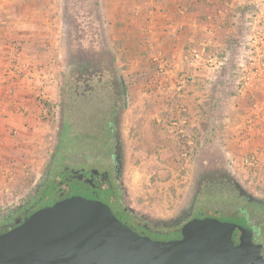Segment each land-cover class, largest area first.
Instances as JSON below:
<instances>
[{"label": "rangeland", "instance_id": "374dc122", "mask_svg": "<svg viewBox=\"0 0 264 264\" xmlns=\"http://www.w3.org/2000/svg\"><path fill=\"white\" fill-rule=\"evenodd\" d=\"M62 3L0 0V110L18 122L0 145V237L65 201H104L92 178L76 174L85 189L74 192L70 180L44 183L63 111L92 104L115 111L120 200L134 219L124 227L198 242L211 264L253 263L239 252L248 229L231 237L200 195L225 187L264 208V0H101L114 69L103 58L89 66L91 41L66 40Z\"/></svg>", "mask_w": 264, "mask_h": 264}, {"label": "flooded vegetation", "instance_id": "af4514ba", "mask_svg": "<svg viewBox=\"0 0 264 264\" xmlns=\"http://www.w3.org/2000/svg\"><path fill=\"white\" fill-rule=\"evenodd\" d=\"M85 105L73 104L63 111L60 137L57 140L55 155L50 162V170L44 183H48L52 179H59L60 183L62 180L64 182L70 180L72 185L68 186V182L66 185L69 187L68 190L74 192L76 189L79 191L78 188L85 189V186L76 179V174L81 175V177L92 178L93 181H98V183L102 182L105 186L104 189L99 187L96 192L100 194L104 201H98L96 198L95 200L97 203L107 207L109 212L124 227L122 219L126 218L125 220L131 223L134 219L125 212L120 200L122 191L119 186V169L121 165L119 162V151L115 143V111L107 108L104 110L105 108H103L99 110L100 112H97V108L94 105ZM99 115L100 117H98ZM216 188H212L210 189L211 191H206L200 195L202 196L203 209H209L217 214L208 216L214 222H222L226 225L228 230H230L231 237H234L237 233L236 236L241 240L248 229L246 236L247 246L241 244L243 247L239 250V252L241 251V257H245L247 260L249 258L254 259L251 264H263L264 208L243 198L235 191L233 192V190L225 187ZM83 191L85 192V190ZM195 209L196 207L190 211V214L194 213ZM127 229L129 230V228ZM153 230V227L142 226V229L139 230L141 231L139 236L151 240L154 238ZM237 230L238 232H236ZM133 234H136V232ZM260 242L263 243L258 248L256 245ZM83 261L89 264L87 260L77 261L65 256L57 257L43 264H76Z\"/></svg>", "mask_w": 264, "mask_h": 264}, {"label": "water", "instance_id": "95a60500", "mask_svg": "<svg viewBox=\"0 0 264 264\" xmlns=\"http://www.w3.org/2000/svg\"><path fill=\"white\" fill-rule=\"evenodd\" d=\"M61 256L89 264H211L200 243L144 239L93 200L65 201L0 237V264H43Z\"/></svg>", "mask_w": 264, "mask_h": 264}, {"label": "trees", "instance_id": "16d2710c", "mask_svg": "<svg viewBox=\"0 0 264 264\" xmlns=\"http://www.w3.org/2000/svg\"><path fill=\"white\" fill-rule=\"evenodd\" d=\"M100 1L101 0H63L62 14L64 18L61 20L60 23H62L63 25V32L68 42L76 43V40L77 42H79V39L81 40V42L85 40V43L91 41V43L94 46L92 47L93 49L91 53L88 55V60L90 62L89 66L91 68H98V66L100 65L95 64V62L103 58L107 60V64H109L108 66H110L111 69H114L115 63L113 57L107 50H104L100 45L101 42L104 40L103 38L104 27L102 26V22L99 20V17L95 13V8H97ZM249 1L251 2L253 0H249ZM17 3L18 2H16L14 7H10V8L13 10H18L19 7L17 6ZM216 3L217 2H215V4ZM248 7L249 8L255 7L257 9L256 5L248 6ZM248 7L242 6L239 12H241V14L246 13ZM184 48H186L187 52H190L191 50L188 48V45L185 44H184ZM67 55H69L68 52ZM239 73H240L239 75L244 74L242 70ZM190 213L191 212L189 210H178L174 213V219L176 221H179L181 220L183 215L188 216L190 215ZM147 218L148 217L145 216L141 217L143 222H146Z\"/></svg>", "mask_w": 264, "mask_h": 264}, {"label": "crops", "instance_id": "0c3cea01", "mask_svg": "<svg viewBox=\"0 0 264 264\" xmlns=\"http://www.w3.org/2000/svg\"><path fill=\"white\" fill-rule=\"evenodd\" d=\"M186 2H187V0H186ZM1 9V8H0ZM216 9V8H215ZM1 11V10H0ZM4 12H6V11H4ZM259 98H261L262 99V95H263V93H264V88L263 89H259ZM261 94V95H260ZM1 104V103H0ZM0 107H2V105H0ZM7 108H10V107H8L7 106ZM246 111V108L244 107V109H241V111ZM253 109H251L250 110V113L251 112H253V113H251L252 115L253 114H255V111H252ZM249 116H250V114H249ZM10 116H8L7 115V113H5V112H3V109L2 110H0V145H2V144H4V143H8V142H14V138L16 137V136H14V134H12L11 133V129H16L17 128V126H18V122L17 121H13L11 118H9ZM12 118H14V117H12ZM251 118V117H250ZM3 119H5V121H2ZM264 123V122H263ZM261 127V125H258V124H256L255 126H254V131L256 130V129H258V128H260ZM245 128H250V127H248L247 125H244V129ZM248 132L249 131H247V133H243L242 132V134H243V136L244 137H246L247 138V136H248ZM13 135V136H12ZM250 138V137H249ZM263 138V137H262ZM248 139V138H247ZM249 140H251V139H249ZM253 140V139H252ZM11 143V144H12ZM253 154V153H252ZM250 155V156H253V155ZM254 154H256V153H254ZM257 154H259V153H257ZM260 156H263V153L260 151V154H259ZM256 156V155H255ZM254 158V157H253Z\"/></svg>", "mask_w": 264, "mask_h": 264}]
</instances>
